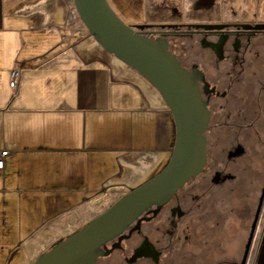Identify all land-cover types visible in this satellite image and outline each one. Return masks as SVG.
Instances as JSON below:
<instances>
[{"label": "crops", "instance_id": "0c3cea01", "mask_svg": "<svg viewBox=\"0 0 264 264\" xmlns=\"http://www.w3.org/2000/svg\"><path fill=\"white\" fill-rule=\"evenodd\" d=\"M257 1L240 5L255 8ZM46 2L0 0V149H10L0 169V253L8 212L25 207L20 232L30 237L52 226L68 235L75 230L66 217L72 207L121 177L116 167L128 179L146 174L171 154L175 138L159 91L86 26L70 31L64 12L55 18ZM129 189L112 187L108 198L113 203ZM50 243L41 240L37 250ZM250 264H264V216Z\"/></svg>", "mask_w": 264, "mask_h": 264}, {"label": "flooded vegetation", "instance_id": "af4514ba", "mask_svg": "<svg viewBox=\"0 0 264 264\" xmlns=\"http://www.w3.org/2000/svg\"><path fill=\"white\" fill-rule=\"evenodd\" d=\"M152 1L154 10L163 13L156 11L153 12L156 19L147 18L152 7H148L147 0H140L146 16L129 25L136 33L165 39L168 50L182 66L189 70L196 67L203 72L205 79L199 82L200 88L203 89L205 82L209 84V92L204 94L210 112L206 130L207 162L200 174L209 162L210 153L222 157L218 163L224 166L242 158L245 148L240 128L229 125V118L223 119L227 120L223 125L228 129L220 128L222 120L212 118L211 99L225 98L234 85L241 82L247 66H264V0H258L255 8L242 7L240 0ZM255 75L256 69L251 71V77ZM256 77L257 89L264 93V79ZM211 171L207 183L201 186L194 183L200 174L197 175L179 188L157 212L152 207L139 223L134 222L121 236L107 242L103 249L109 250L108 254L97 258L95 264H227L225 217L229 211L226 208L219 213L218 207L224 203L215 197L214 190L228 189L236 174L216 165ZM263 194L264 190L250 227V238H254L261 223L258 216ZM216 241L221 245L217 250L221 256L214 262L211 251ZM254 245L251 238L245 260L243 262L246 246L238 264H250Z\"/></svg>", "mask_w": 264, "mask_h": 264}, {"label": "water", "instance_id": "95a60500", "mask_svg": "<svg viewBox=\"0 0 264 264\" xmlns=\"http://www.w3.org/2000/svg\"><path fill=\"white\" fill-rule=\"evenodd\" d=\"M90 34L109 53L146 78L161 94L175 126L173 148L165 165L145 182L118 198L101 214L41 253L33 264H95L108 254L103 246L152 207L157 212L186 182L199 175L207 162L209 123L208 83L204 74L189 70L168 50L165 39L136 33L113 10L108 0H73ZM208 27L207 25H204ZM142 27V25H137ZM250 245H246L245 257Z\"/></svg>", "mask_w": 264, "mask_h": 264}, {"label": "rangeland", "instance_id": "374dc122", "mask_svg": "<svg viewBox=\"0 0 264 264\" xmlns=\"http://www.w3.org/2000/svg\"><path fill=\"white\" fill-rule=\"evenodd\" d=\"M43 1L45 0H18V4L23 6L25 4ZM108 2L118 16L127 24L134 21H141L144 16H146L143 12L144 10L142 11L140 7V0H108ZM152 2V0H147L148 7H152L150 8L152 12L151 15L148 14L146 17L149 19H156L157 17L153 12H161V10H154V7L151 5ZM58 5L61 7H58ZM45 7L46 9L55 10V18H60L64 12L65 26L68 27L70 31H73L75 28L85 27L78 15L73 0H48ZM255 69L258 77L263 80L264 66H259V68H255L253 65L250 68L247 66L245 72L241 75V82L235 84L231 92L225 98L213 97L211 99L213 120L214 118L220 121L222 120L219 127L228 129L223 124L227 123L226 119L229 118V125L234 128H240L242 137L241 142L245 148L244 156L238 160L236 159L234 162H227L224 166L218 163L222 160V157L210 153L209 162L204 172L193 180V182H197L199 186L207 183L212 174L211 170L215 165L236 174L235 179L231 181L228 189L223 191L220 189L214 190L215 197L218 200H223L224 203L222 206L220 205L218 207L219 213L226 208H228L227 210L229 211L228 216L225 217L227 218L225 228L226 226L228 227V240L225 242L226 255L228 256L227 264H238V262L241 261L248 239L252 238L254 244L259 230V227H257L256 231H253L255 234L254 238L249 237L250 227L258 207L259 198L264 190V93H260L257 89L258 85L255 81L257 75L251 77V71ZM224 81H227V79L225 78ZM168 111L170 112L169 108ZM224 118L226 119L223 120ZM213 123L214 121L211 122L212 125ZM210 141L212 142V139ZM221 145L223 146V144H220V147H222ZM169 156H166L159 165L151 169L148 173L140 175L135 179H128L127 172L123 173L121 168L122 165H119L116 167L115 171L118 174H123L121 177L117 176L113 181L101 185L100 187L102 190H94L91 193L94 197L91 198L90 201L82 206L72 207L70 210L71 212L66 217H69V221L75 226V230L79 229L114 203H111V200L108 198V193L111 191L112 187L121 186L122 184L129 188L139 186L161 170ZM262 199L260 203L261 211L258 216L260 221L264 216V196ZM219 204H221V202H219ZM71 206L72 205L69 207ZM69 207H63V209ZM26 211L24 207L21 212H18L16 209L10 214L9 212L7 213L5 249L3 253H0V264H33L43 252L37 250V246L40 245L41 240L45 242L51 241L50 247L59 239L67 236H58L57 229L53 226L52 228L43 229L39 233L33 234L32 237L29 236L30 233L20 232L21 217L24 218L26 216ZM80 213L88 217V220L84 223L81 222ZM66 217H62L57 221L65 225ZM219 222L220 219L218 223ZM220 247V243L216 241V245L213 247V251H211V256L213 255L212 260L214 262L217 257L221 256L217 253Z\"/></svg>", "mask_w": 264, "mask_h": 264}, {"label": "built area", "instance_id": "2783aa9c", "mask_svg": "<svg viewBox=\"0 0 264 264\" xmlns=\"http://www.w3.org/2000/svg\"><path fill=\"white\" fill-rule=\"evenodd\" d=\"M19 74H20V71L18 68H15L12 70L11 75H10V81H9V85L11 87L16 88ZM9 152H10V149L8 148L0 149V169L3 168L4 158L9 154Z\"/></svg>", "mask_w": 264, "mask_h": 264}]
</instances>
